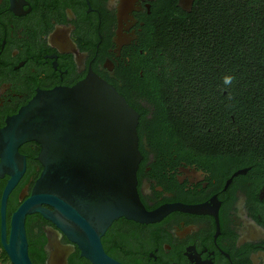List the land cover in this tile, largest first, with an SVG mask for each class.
<instances>
[{"label":"flooded vegetation","instance_id":"flooded-vegetation-1","mask_svg":"<svg viewBox=\"0 0 264 264\" xmlns=\"http://www.w3.org/2000/svg\"><path fill=\"white\" fill-rule=\"evenodd\" d=\"M195 3L187 11L180 0H0V129L39 91L91 75L138 113L140 200L149 211L174 209L157 222L121 217L109 226L102 246L122 264H264V153L229 151L225 136L195 119L170 71ZM219 125L225 132L226 121ZM40 151L35 141L18 147L24 171L6 202L7 241L13 212L43 170ZM9 179L0 171V208ZM24 226L32 264H45L50 238L74 246L39 213ZM72 258L88 261L76 247ZM0 264H11L1 210Z\"/></svg>","mask_w":264,"mask_h":264},{"label":"water","instance_id":"water-1","mask_svg":"<svg viewBox=\"0 0 264 264\" xmlns=\"http://www.w3.org/2000/svg\"><path fill=\"white\" fill-rule=\"evenodd\" d=\"M193 0H180L190 11ZM138 113L113 86L91 75L70 88L39 91L0 129V171L10 176L1 198V241L11 264H32L25 217L39 213L74 245L50 238L45 264H68L76 247L91 264H122L106 254L101 237L123 217L140 224L161 220L174 208L147 210L137 190L141 160ZM41 146L43 170L30 196L13 212L6 240L8 195L24 171L18 147ZM43 205L52 207L49 210Z\"/></svg>","mask_w":264,"mask_h":264},{"label":"trees","instance_id":"trees-1","mask_svg":"<svg viewBox=\"0 0 264 264\" xmlns=\"http://www.w3.org/2000/svg\"><path fill=\"white\" fill-rule=\"evenodd\" d=\"M187 23L169 65L185 103L195 105L205 128L227 138L229 151L264 153V0H196Z\"/></svg>","mask_w":264,"mask_h":264},{"label":"clouds","instance_id":"clouds-1","mask_svg":"<svg viewBox=\"0 0 264 264\" xmlns=\"http://www.w3.org/2000/svg\"><path fill=\"white\" fill-rule=\"evenodd\" d=\"M233 79H234V78L231 77V76H225V77H224V84H225V85H231Z\"/></svg>","mask_w":264,"mask_h":264}]
</instances>
